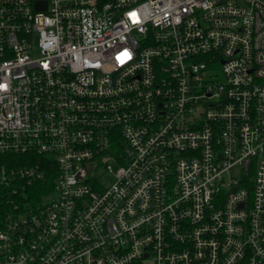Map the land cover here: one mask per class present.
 Returning <instances> with one entry per match:
<instances>
[{"label":"built area","instance_id":"1","mask_svg":"<svg viewBox=\"0 0 264 264\" xmlns=\"http://www.w3.org/2000/svg\"><path fill=\"white\" fill-rule=\"evenodd\" d=\"M31 156L0 264H264V0H0V186Z\"/></svg>","mask_w":264,"mask_h":264},{"label":"trees","instance_id":"2","mask_svg":"<svg viewBox=\"0 0 264 264\" xmlns=\"http://www.w3.org/2000/svg\"><path fill=\"white\" fill-rule=\"evenodd\" d=\"M31 154L19 155L21 158H29ZM33 162L36 159H41L46 168V176L43 179L34 180L32 184L26 188H21L18 186V191L14 192L13 189L9 187L0 186V220L4 216L13 210V202H18L21 206L25 201L30 202L29 205H35L36 202L42 197V195H48L52 191V182L56 175L55 164L51 160H47L42 156L36 157L31 156Z\"/></svg>","mask_w":264,"mask_h":264},{"label":"rangeland","instance_id":"3","mask_svg":"<svg viewBox=\"0 0 264 264\" xmlns=\"http://www.w3.org/2000/svg\"><path fill=\"white\" fill-rule=\"evenodd\" d=\"M217 72H218V76H219L220 78H222V77H223V72H222V70H221L220 67L217 68ZM111 163H112V165L114 166V168L117 166L115 163H113V162H111ZM98 174H99V176H100V178H101V182H102V184L105 185V186L110 185V184L114 181L113 173L108 172V171L106 170V168H102V169H100V170L98 171ZM54 195H56V192H53V194H51L49 197H47V198H45V199H46V200L51 199L50 197H52V196H54ZM46 200H45V201H46Z\"/></svg>","mask_w":264,"mask_h":264}]
</instances>
